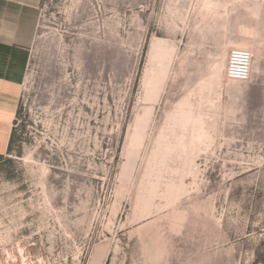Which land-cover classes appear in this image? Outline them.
<instances>
[{
  "label": "rangeland",
  "instance_id": "rangeland-1",
  "mask_svg": "<svg viewBox=\"0 0 264 264\" xmlns=\"http://www.w3.org/2000/svg\"><path fill=\"white\" fill-rule=\"evenodd\" d=\"M17 112L0 264H264V0H41Z\"/></svg>",
  "mask_w": 264,
  "mask_h": 264
},
{
  "label": "crops",
  "instance_id": "crops-1",
  "mask_svg": "<svg viewBox=\"0 0 264 264\" xmlns=\"http://www.w3.org/2000/svg\"><path fill=\"white\" fill-rule=\"evenodd\" d=\"M41 0H0V156L8 153Z\"/></svg>",
  "mask_w": 264,
  "mask_h": 264
},
{
  "label": "built area",
  "instance_id": "built-area-1",
  "mask_svg": "<svg viewBox=\"0 0 264 264\" xmlns=\"http://www.w3.org/2000/svg\"><path fill=\"white\" fill-rule=\"evenodd\" d=\"M255 55L248 49H231L228 54L226 79L234 83L250 81Z\"/></svg>",
  "mask_w": 264,
  "mask_h": 264
},
{
  "label": "bare ground",
  "instance_id": "bare-ground-1",
  "mask_svg": "<svg viewBox=\"0 0 264 264\" xmlns=\"http://www.w3.org/2000/svg\"><path fill=\"white\" fill-rule=\"evenodd\" d=\"M233 47L236 48V49H248V48H250L249 46L242 45V44L241 45H234ZM228 54H227V57H225V61L227 60L226 61V68L224 70L225 78H226V69H227V62H228ZM252 70H253V68H252ZM229 82H231V81H229ZM232 83H234V82H232Z\"/></svg>",
  "mask_w": 264,
  "mask_h": 264
},
{
  "label": "trees",
  "instance_id": "trees-1",
  "mask_svg": "<svg viewBox=\"0 0 264 264\" xmlns=\"http://www.w3.org/2000/svg\"><path fill=\"white\" fill-rule=\"evenodd\" d=\"M18 113V112H17ZM17 124V117H16V120H15V122H14V125H16ZM15 127V126H14ZM14 129H13V132H12V135H11V139H10V145H9V150H10V148H11V145H12V142H13V139H14ZM8 150V151H9ZM0 157H2V156H0Z\"/></svg>",
  "mask_w": 264,
  "mask_h": 264
}]
</instances>
